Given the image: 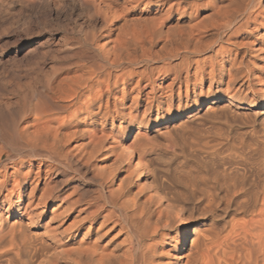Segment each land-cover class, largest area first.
Listing matches in <instances>:
<instances>
[{"label":"bare ground","instance_id":"bare-ground-1","mask_svg":"<svg viewBox=\"0 0 264 264\" xmlns=\"http://www.w3.org/2000/svg\"><path fill=\"white\" fill-rule=\"evenodd\" d=\"M114 1L93 5L105 32L89 35L91 51L77 53L72 67L55 81L51 74L43 75L39 89L30 84L28 91H18L16 99L13 94L0 96V131L13 145L4 143L11 148L7 157L11 171L0 163V209L8 186L13 182L20 187L16 201L8 206L16 211L17 221L0 230V264H264V139L250 137L249 143L241 133L237 147L215 138L202 142V132L190 131L200 118L236 121L259 114L264 121V100L254 110V104L240 98L244 89L254 86L250 70L257 65L228 59L216 75L213 68L209 79L200 76L196 82L198 69L191 75L190 63L183 61L182 68L176 63L169 66V85L156 96L159 88L152 75L142 84L146 70L132 68L152 60L148 42L139 39L149 35L148 45L160 39L158 52L163 53L176 37L185 45L194 28L204 31L206 17L198 21L200 26L186 22L182 28L177 24L183 18L171 25L167 17H158L137 39L141 18L131 20ZM141 1L131 0L136 5ZM224 1L210 0L216 9L206 15L212 24H205L222 20V29H232L230 37L257 23L264 27V0H227L228 5ZM236 1L233 10L230 5ZM182 12L177 15L188 22L193 19ZM131 30L138 31L136 36ZM167 53L159 54V59L165 60ZM203 82L224 86L226 96L216 92L205 110L189 112ZM174 104L176 110L163 113L164 105ZM131 106L141 112V119L135 114L133 123L128 118ZM150 116L159 126L151 137L139 133ZM116 127L125 134L116 136L112 132ZM259 141L263 146H257ZM130 161L135 171L129 172ZM70 165L89 174L92 194L77 187L65 189L63 182L53 180L60 168ZM41 221L46 222L48 235L32 232L30 225Z\"/></svg>","mask_w":264,"mask_h":264},{"label":"rangeland","instance_id":"rangeland-1","mask_svg":"<svg viewBox=\"0 0 264 264\" xmlns=\"http://www.w3.org/2000/svg\"><path fill=\"white\" fill-rule=\"evenodd\" d=\"M209 2L210 0L209 1L208 0H178V1L177 0H142L140 4L136 5L134 2H131V0H118V1L115 0L113 2V5L116 6L117 9L125 8L124 10L126 12L124 10H120V9L118 10L124 11L126 14L128 13V18H130L131 20L135 19L136 21H138L137 19L141 18L139 22H137L141 24V26L138 24L139 27L138 26L134 27V28L138 27V29L141 28L139 29L141 34L139 32V34L137 33L138 35L136 36L135 32H138V31L134 30L133 32L131 30L132 31L131 34L133 35V37L136 36L134 38L139 39V35L141 36L143 34V31H142L144 29L143 27L150 24L149 22L151 23L152 21L154 22V19L156 21L158 17L159 18L161 17L163 18L164 16L167 17L168 18L167 22L170 21L169 24L171 25L176 24L175 20H178L177 19L178 17L183 18V20L179 19V22L177 24L178 28H182L186 26L187 23H190V25H192L193 22L194 24L199 25L201 23H198V21H201L202 19L201 22H203L204 17H206L205 21H208V23L210 22L212 24L213 20L212 22L209 21L207 19V16H208L207 14L209 15H211L210 13L213 14L216 8L213 9L215 6H213V4H210ZM96 3L100 5L102 4L101 0H0V96L10 97L13 94L16 99L20 95L19 92L20 93L22 91L25 92V90L28 91L29 87L32 84L34 85V87L32 85L30 88L39 89V84L41 83V80H43L42 79L43 75L51 74L52 79L55 81L61 74H63L64 71L69 69V67H72V63L75 59V56H77V53L79 54L80 51H83V52H80L82 54L84 52H90L91 51L90 44H92L90 40L92 41V37L95 34L105 32V27L102 24V21H100L98 16H96L97 14H94L95 12L94 6L97 5ZM224 3L226 4L227 0L224 1ZM237 3L238 1L233 2L230 5V8H233L234 10L236 8ZM195 5L197 6V8ZM127 10L129 11L127 12ZM182 11L191 13L192 14L191 18L193 19L190 22H188L186 19H184L185 16H180V15L178 16L177 13L178 12L183 13ZM134 17H136L137 19ZM143 19L145 20L144 22L142 21ZM195 21L197 23H195ZM205 21L203 23L207 27H204L201 24V27L204 28V31L202 30V28H199L200 30H202V32L199 33L200 30L194 28L197 31L193 29L191 31L192 35L191 33L187 34L186 36L187 41L185 40L186 41L185 45L183 44L184 40L180 38L178 42V37H176L175 38L176 40L173 41L174 44L175 42H177L175 45L173 44V42L171 43L168 42L167 46H169L170 44L172 46L170 45L169 49L166 46L167 51L165 49L163 53L168 52L167 55L168 54L169 55L167 58H165V60L159 59V54L163 55V53H159L160 52L159 48L161 47V45H163L162 41L160 39H157L156 41H154L155 40L154 39L151 41L152 44L150 43L152 45L151 46V45H148L149 41H147L150 38L149 35L147 34H145L146 36L142 35L144 38L141 36V39H139V41L143 39L144 42L146 41L145 44H147L148 42L146 47H149V52H151L150 54L152 53L153 54L157 53V54L154 56L153 54L150 55L152 56L151 61L142 60L139 64L132 67L133 70H136V71L146 70L145 74L147 77L144 76V80L142 84L143 83L145 84L147 82V78L152 75L151 76L152 82L156 83V84L154 83L156 89L159 88L156 91V96H159V94H161V89L169 85L168 83H170V75H171L170 68L172 67L171 65L174 66V64L176 65V63L177 64L179 63L177 66L180 68H182V66H179V65L183 61H184V64H185V61L188 62L186 64L190 63L188 67L190 68L189 71L191 75H193L194 71L198 69L197 73L195 74V77H196V82H199L198 79L200 78V76H202L203 79L207 78L208 76L211 77V75H208V74L210 73V71L214 69H215L214 75H216L218 73L217 69H219L220 66L226 67L228 61L233 60V58L236 63L238 64L239 62L241 64L243 63L244 66L247 65L245 63L255 62L254 64L257 65V67L256 66L253 68L251 67V70H250V72H252V74L255 76V77L253 76L252 78V82L254 81V86H252L253 88L251 87L252 89L250 88L249 90L244 89L243 90L244 92L242 91L240 98L241 100H244V101H241L242 103L254 104L255 106L254 110H257L256 107L258 106V104H260L264 100V71H259V66H261L262 68L264 66V51H262L264 49V27H261V25L257 23L258 25L256 24L255 26H250V28H246V29L242 28L239 33L230 37L229 31H231L232 29L230 30L222 29L221 28L222 27L221 24H223L222 20L221 22L220 20L219 22H216L217 24L213 23V25H211L212 27L206 22V24H208L211 29L208 28V25L205 24ZM120 24L121 22H118L116 26H119ZM130 24L131 23L129 22L128 26ZM214 25L216 26L219 25V27L216 28V26ZM92 26L94 27L93 29H92ZM130 27H132V25H130ZM216 29H220V30L217 31ZM90 34H92L91 35L92 37L90 40H88ZM177 34L179 33L177 32ZM193 39H195V42H192ZM175 46H178L180 48L179 50L181 51H179L178 48ZM181 47L182 48L184 47V49H182ZM195 47L196 49L194 50ZM197 47H198V51H196ZM221 47L222 49L220 50ZM172 48L174 49L176 48L175 51ZM257 48H260L261 50L259 51V53L257 52L256 54L255 50H257ZM187 49L189 50V52ZM155 50H156V53H154ZM171 51L173 53L174 52L176 53L177 51V54H175L176 56L172 54ZM170 52H171V55H170ZM173 55L175 56V58L172 57ZM155 56H157L158 58ZM258 56L260 58H258ZM183 57H186L187 59ZM250 59H253L254 61ZM163 61H165L166 64L165 62L163 63ZM144 62L146 64H144ZM167 62L170 64H168ZM147 63L149 64L147 65ZM169 66L171 67L169 68ZM158 67L160 69H155ZM143 68H146V69H143ZM148 74L150 76H148ZM181 75L182 77L184 76L183 73ZM136 80L137 79H134L131 85L134 86ZM42 83L40 85H42ZM216 85L217 84L214 83L212 84L211 87H209L208 82H203L201 85L199 84V88H198L199 90L198 89L195 90L196 95H197L196 102L192 104L194 107L191 108L189 112L194 110L197 107H200L202 110H205L208 104L207 100L212 99L213 95L216 92H220V94L225 97L226 93L223 92L224 86L220 87L219 89V85L217 86ZM183 88L184 87H182V93H183L182 95H184ZM15 95L16 96L18 95V96L16 97ZM163 96L160 99H162ZM143 98L144 96H142V99ZM199 100H202L203 102L199 103ZM166 106L167 105H164L162 108V111L164 114H167L173 110H176L175 104L172 105L171 107H168V106L166 107ZM133 107L134 106H131L130 109L128 108L129 111L127 110L133 116L131 117V115H129L130 116L128 117L129 122H132L133 120L132 118H134L135 114L137 115V118L139 120L141 119V112L140 113L136 112L137 110L135 111ZM25 112L27 115L24 114ZM25 112L23 113L24 116L25 115L30 116L29 114L30 112L28 110H26ZM144 119H145V122H147L148 120V124L142 125L141 132L139 133L140 134L145 133V134H148L149 137H151L153 135V131L155 132L159 128V126L156 124V122L155 124L153 123L154 116L145 117ZM202 119L203 118L197 119L193 124H191L192 128H190V131L196 130L197 132L198 131L202 132L201 134L202 142L206 141V138L208 137L207 141H209L210 139V142H212V140L215 138L214 140H217V142L223 141V142H220L223 145L234 142V144H237V147H239L240 144H238V141L236 140V138L240 136L241 133L244 135V138L249 143H250V137H253L255 139L257 137L260 140L264 139V135H263L264 134V131H263L264 121L262 120V117H260L259 114L255 115L254 117H250V118L241 117L240 119L236 121H233L229 118L227 120H224V119H221V120L203 119L202 120ZM116 126L118 125L116 124ZM193 126H196V127H193ZM0 132H1L0 133V136H1L0 137V163L4 164L6 166V170L10 172L11 165L7 161V157L11 151V148H13V145L10 144L9 142L10 140L7 139L8 137H5L7 136V135H4L6 133H4L3 131H0ZM112 132H114L117 136V134L118 135L125 134L126 131H121L119 127H116L112 130ZM206 133L207 134L210 133V134L207 135ZM135 135L136 134H134V136ZM202 136L203 137L205 136L203 140H202ZM232 137L234 141L232 140ZM130 139L132 141V138ZM227 140L230 142H228ZM158 141L161 144L163 140L159 139ZM8 142L10 146L12 145L11 148L8 146L9 144L7 146L5 145ZM251 144H254V143H251ZM257 144H258L257 146L259 145L260 147L263 146L260 143V141L257 142ZM114 145L115 144H113V146ZM115 147H116L115 148L116 153H120L121 148H120V144L118 141ZM252 148H255V147H252ZM136 151L138 152V148ZM133 166H134L133 161L128 162L127 168L129 172L135 171V169H133L134 168ZM83 172H84L83 170H80L73 165L64 166L58 170L57 176L55 177L53 176L54 177L53 180L56 182H61V183L63 182L64 184L63 187L65 189H68L70 187H77L80 190L88 191L90 194H92L94 188L92 184L88 182V179L90 178V176L89 174L83 175L82 174ZM132 176H134V173L132 174ZM12 183L8 186L7 190L3 193L1 197L2 198V208L0 209V230L1 228L2 230L4 229L5 231L8 230L9 226H11V224L14 223V221H17L16 211L13 209L11 210L8 209V206L9 204H13L16 201L20 193V187ZM23 219L25 222H27L26 218H23ZM45 224H46L45 221L43 222L41 221V223L37 226H35V224H31L30 228L32 232L42 234L47 229L46 228L47 225ZM44 234L48 235L47 232H45Z\"/></svg>","mask_w":264,"mask_h":264}]
</instances>
